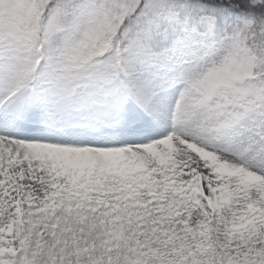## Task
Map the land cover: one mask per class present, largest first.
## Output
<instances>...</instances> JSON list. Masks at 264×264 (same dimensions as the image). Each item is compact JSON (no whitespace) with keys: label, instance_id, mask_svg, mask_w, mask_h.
I'll return each mask as SVG.
<instances>
[{"label":"snow or ice","instance_id":"1","mask_svg":"<svg viewBox=\"0 0 264 264\" xmlns=\"http://www.w3.org/2000/svg\"><path fill=\"white\" fill-rule=\"evenodd\" d=\"M0 264H264V0H0Z\"/></svg>","mask_w":264,"mask_h":264}]
</instances>
